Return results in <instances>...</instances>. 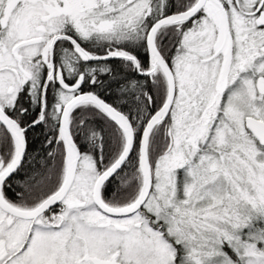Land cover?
Returning <instances> with one entry per match:
<instances>
[{
    "label": "snow or ice",
    "instance_id": "snow-or-ice-1",
    "mask_svg": "<svg viewBox=\"0 0 264 264\" xmlns=\"http://www.w3.org/2000/svg\"><path fill=\"white\" fill-rule=\"evenodd\" d=\"M0 264H264V0H0Z\"/></svg>",
    "mask_w": 264,
    "mask_h": 264
},
{
    "label": "trees",
    "instance_id": "trees-1",
    "mask_svg": "<svg viewBox=\"0 0 264 264\" xmlns=\"http://www.w3.org/2000/svg\"><path fill=\"white\" fill-rule=\"evenodd\" d=\"M37 134H39V129H37L35 133H30V136L34 137V136H36Z\"/></svg>",
    "mask_w": 264,
    "mask_h": 264
}]
</instances>
